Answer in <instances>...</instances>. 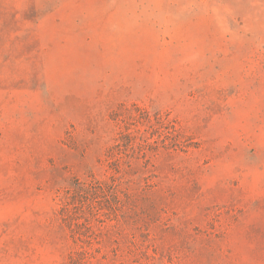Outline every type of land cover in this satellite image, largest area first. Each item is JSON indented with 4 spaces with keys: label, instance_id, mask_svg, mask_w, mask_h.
I'll return each instance as SVG.
<instances>
[{
    "label": "rangeland",
    "instance_id": "374dc122",
    "mask_svg": "<svg viewBox=\"0 0 264 264\" xmlns=\"http://www.w3.org/2000/svg\"><path fill=\"white\" fill-rule=\"evenodd\" d=\"M140 108L218 158L213 185L238 182L247 226L230 240L264 264V0H0V223L35 250L7 264L61 261L35 224L72 176L103 178L110 111Z\"/></svg>",
    "mask_w": 264,
    "mask_h": 264
},
{
    "label": "trees",
    "instance_id": "16d2710c",
    "mask_svg": "<svg viewBox=\"0 0 264 264\" xmlns=\"http://www.w3.org/2000/svg\"><path fill=\"white\" fill-rule=\"evenodd\" d=\"M168 115L110 111L116 134L103 154V178L72 176L57 190L50 218L35 224L43 245L60 252L56 264H240L230 236L247 226L242 189L235 180L213 185L210 160L218 158L188 154ZM153 135L159 150L147 154ZM15 224L0 223V264L35 257L28 241L5 238Z\"/></svg>",
    "mask_w": 264,
    "mask_h": 264
}]
</instances>
